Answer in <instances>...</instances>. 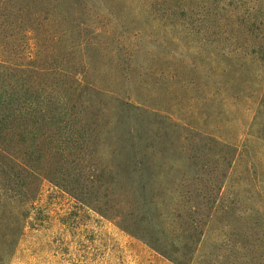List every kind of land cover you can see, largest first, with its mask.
I'll return each instance as SVG.
<instances>
[{"label":"rangeland","instance_id":"rangeland-1","mask_svg":"<svg viewBox=\"0 0 264 264\" xmlns=\"http://www.w3.org/2000/svg\"><path fill=\"white\" fill-rule=\"evenodd\" d=\"M259 4L0 0L2 264H264Z\"/></svg>","mask_w":264,"mask_h":264},{"label":"trees","instance_id":"trees-1","mask_svg":"<svg viewBox=\"0 0 264 264\" xmlns=\"http://www.w3.org/2000/svg\"><path fill=\"white\" fill-rule=\"evenodd\" d=\"M260 3L259 5H264V0H248ZM25 166V165H23ZM2 200L0 198V204ZM8 221V216L1 214L0 222ZM19 233V229L16 227H0V264L3 263L4 257L8 256V254L12 251L14 244L17 239V234Z\"/></svg>","mask_w":264,"mask_h":264}]
</instances>
